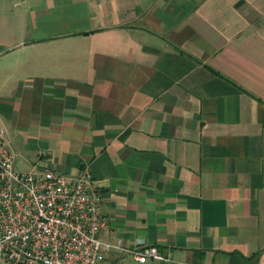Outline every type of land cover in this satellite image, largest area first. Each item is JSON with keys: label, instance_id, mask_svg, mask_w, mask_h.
Instances as JSON below:
<instances>
[{"label": "crops", "instance_id": "obj_1", "mask_svg": "<svg viewBox=\"0 0 264 264\" xmlns=\"http://www.w3.org/2000/svg\"><path fill=\"white\" fill-rule=\"evenodd\" d=\"M0 133L145 264H264V0H0Z\"/></svg>", "mask_w": 264, "mask_h": 264}, {"label": "built area", "instance_id": "obj_2", "mask_svg": "<svg viewBox=\"0 0 264 264\" xmlns=\"http://www.w3.org/2000/svg\"><path fill=\"white\" fill-rule=\"evenodd\" d=\"M1 138L0 133V264H100L110 251L137 264L164 259L142 239L128 248L100 240L108 223L88 172H17Z\"/></svg>", "mask_w": 264, "mask_h": 264}, {"label": "rangeland", "instance_id": "obj_3", "mask_svg": "<svg viewBox=\"0 0 264 264\" xmlns=\"http://www.w3.org/2000/svg\"><path fill=\"white\" fill-rule=\"evenodd\" d=\"M19 170H23V168H18ZM30 171V170H29Z\"/></svg>", "mask_w": 264, "mask_h": 264}]
</instances>
